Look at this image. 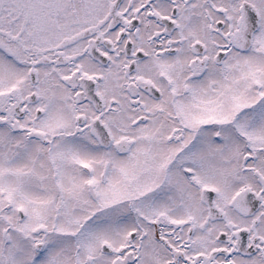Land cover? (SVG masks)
I'll list each match as a JSON object with an SVG mask.
<instances>
[{
	"label": "snow or ice",
	"instance_id": "obj_1",
	"mask_svg": "<svg viewBox=\"0 0 264 264\" xmlns=\"http://www.w3.org/2000/svg\"><path fill=\"white\" fill-rule=\"evenodd\" d=\"M0 264H264V0H0Z\"/></svg>",
	"mask_w": 264,
	"mask_h": 264
}]
</instances>
